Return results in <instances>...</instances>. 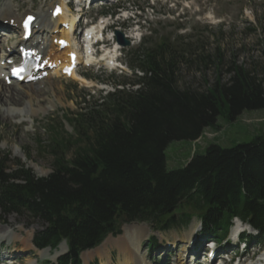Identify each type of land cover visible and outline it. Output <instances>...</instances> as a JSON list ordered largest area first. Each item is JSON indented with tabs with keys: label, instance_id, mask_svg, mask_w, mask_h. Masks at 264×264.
Masks as SVG:
<instances>
[{
	"label": "trees",
	"instance_id": "trees-1",
	"mask_svg": "<svg viewBox=\"0 0 264 264\" xmlns=\"http://www.w3.org/2000/svg\"><path fill=\"white\" fill-rule=\"evenodd\" d=\"M188 52L167 42L142 47L133 66L142 76L118 80L122 89L98 99L84 96L74 118L76 138L54 140L55 148L66 139L80 144L66 152L52 148L46 177L19 161L8 172L1 154L0 211L39 222L37 246L65 240L68 253L59 264H79V252L116 233L123 220L164 229L187 223L189 210L207 231L226 230L237 216L264 235V132L231 147L209 144L183 167L167 169L170 142L197 140L220 115L235 120L245 110H264V77L235 63L226 82L216 78L204 90L181 85L179 66L189 62Z\"/></svg>",
	"mask_w": 264,
	"mask_h": 264
},
{
	"label": "rangeland",
	"instance_id": "rangeland-1",
	"mask_svg": "<svg viewBox=\"0 0 264 264\" xmlns=\"http://www.w3.org/2000/svg\"><path fill=\"white\" fill-rule=\"evenodd\" d=\"M208 1H211L210 4ZM52 2L53 0H13L12 8L17 14H22L25 11L46 12ZM187 6L188 9L182 11L186 15L182 19L176 17V13L181 9H178L174 14L171 7L158 6L157 10H166L173 14L170 17L173 19H157L159 16H152L155 18L152 27L156 32L152 37H149L152 42L166 39L170 43L177 42L178 46L190 47L189 62L179 66L181 85L189 84L204 90L207 85H212L216 78L226 82L232 76L230 67L234 63L248 69L259 78L264 77V0H188ZM93 10L96 9L93 8ZM217 18L223 22L217 23ZM157 20L159 23L155 24ZM216 55H219L217 60ZM206 57H209V60L204 64L203 59L206 60ZM81 71L87 74L90 79H80L75 75L70 79L56 80L53 85L46 84L39 88H36V85L34 88L33 86H24L22 89L15 86L13 87L14 98L9 100V104L8 100L3 101L4 105L0 103V153L7 155L8 172L15 170L17 168L16 161H20L25 169L30 170L35 176H47L52 167V157L47 146L49 139H51V134L49 135L50 125L58 120H63V130L71 132V127L66 119H70L72 114L77 111L78 102L84 94L83 92L89 91L97 97L99 94L104 95L112 90L111 73L107 70L96 72L81 67L78 72ZM117 73L119 74V72ZM75 80L78 81L76 88L72 83ZM30 88L35 89V91L31 96H27L26 93L29 92ZM6 94L8 96L10 93L6 92ZM29 100H32L33 109H37L34 110V115L30 112L26 114L31 115V120L26 117L22 121L19 116L11 115L6 111L7 108L28 111L27 103ZM263 132V109L245 110L235 120H228L224 115H220L217 117L215 125L206 128L198 142L175 140L169 143L165 151L167 169L183 167L192 156V152L202 153L209 144L215 143L222 147H231L250 142ZM39 140L43 142L41 145ZM76 144L79 145L80 143L76 142L73 148ZM24 152L28 153L29 156L26 157ZM25 224H28V221L15 215L2 216L0 234L3 231L14 230L15 233L24 236V232L18 231L17 226L22 227L23 230L31 231L38 227L36 222L27 226L28 228L25 227ZM190 224L195 228L198 227L195 218H192ZM136 225L143 226L144 224ZM144 226L146 228V225ZM191 226L172 228L162 233L152 230L151 226H149L150 229L143 227L141 231L144 232L145 236L141 239V252L146 253L144 250L146 240L150 235H153L160 244L167 240L170 243H177L180 248H174V253L170 252L177 259L180 255L179 251L183 247L184 237L189 233L188 228ZM122 233L113 237L108 236L109 241L106 246L96 248L97 253L87 254L85 260L82 261L83 264H100L101 259L105 256L103 255L104 252L107 253V251L111 260L107 262L105 259L104 263L117 264V255L120 253L114 239L123 238L124 234ZM14 237H9L0 246H3L4 249L10 248V251H19L23 247L22 250L25 251L21 257L8 264H33L32 262L36 258L39 260L38 264H45L46 261L51 260L52 251L39 258L35 251L29 250L26 242L21 243L25 238L30 239V233H26V237H21V239H18L20 235L17 234ZM100 255L102 256L101 259ZM156 258L161 259L163 256L160 255ZM54 261L51 260V262ZM149 261L150 263L153 262L151 257Z\"/></svg>",
	"mask_w": 264,
	"mask_h": 264
},
{
	"label": "bare ground",
	"instance_id": "bare-ground-1",
	"mask_svg": "<svg viewBox=\"0 0 264 264\" xmlns=\"http://www.w3.org/2000/svg\"><path fill=\"white\" fill-rule=\"evenodd\" d=\"M61 3H63V2H61ZM62 7H63V4H62ZM0 16H1L2 20L3 19L7 20L8 24H9V21H11L13 24L19 25L20 21L22 19V17H20V16L19 17L15 16V14L13 13V10L11 9L9 1H7V0L0 3ZM36 20H37V24L39 25V28H40L36 32H39L40 34L38 36L33 35L31 37V39H29L28 43L30 45H36L38 51L42 52L43 57L47 58L49 62H56L57 60H60L62 62H69V59H68V52L70 50L69 46L65 47L63 49H58L57 39L58 38H62V39L65 38L67 40V42H69V45H70L71 36H72V32L70 29H71V26L74 25L75 18H73V17L68 18V15L64 12V9H63L62 13L60 15H57L55 18L51 17L50 13L49 14L48 13L42 14L40 12H37L36 13ZM61 23H63L62 25L67 24L68 27L66 29L64 27H61L60 26ZM51 32H57V34L51 36L48 39V37L50 36L48 34ZM53 38L54 39L56 38V42L50 46L51 49L47 48V50H46L45 49V42L49 41L51 43ZM6 39H4V40H6ZM59 40H61V39H59ZM18 42L20 44H23L21 42L20 36H19ZM76 53H78L77 50H76ZM10 55H11L10 50H8L7 53L2 52L0 55V61L5 60L7 58H10ZM77 60H79V57H77ZM0 69H4V67L1 66ZM0 72H1V70H0ZM54 73H57V69L55 70ZM71 74H73V72ZM1 75H2V78H4L5 74H1ZM50 75H52V74H50ZM44 80H46V84L48 83L49 85H53L55 82L53 80H50L49 76L45 77L43 79V81ZM34 91H35V89L30 88L29 92L26 93L27 96H31L34 93ZM6 92L8 94L9 93L10 94L7 96ZM14 94L15 93H13L12 89H10V87H6L0 78V103L4 105L3 101L8 100V104H9V100L14 98V96H13ZM17 94H19V93H17ZM31 107H33L32 106V100H29L27 103V110L28 111H26V113L30 112V114L34 115V113H33L34 111H32ZM6 111L9 112V114H10V112H12L13 110L10 108H7ZM143 227L145 228L144 225L143 226H138L136 224L127 225L126 227H123V233L122 234H124V237L119 238V239H114V241L116 242L117 248L119 250V253L123 257V261H122V258H120V260H119V261H122V263H120V264H129L131 260H134L137 264H145L144 263V257L141 255V253H139V250H138L139 245H140V240L144 236V232L141 231ZM145 229H148V227L146 226ZM3 235L4 234H0V239H2ZM108 241H109V239H106L103 242V244L101 246H99L98 248H102V247L106 246V243ZM64 250H65V246L63 244L60 245L59 248L53 252V254L51 255V258H55L59 253L63 252ZM93 253H97V249L92 250L90 252H85L81 256H82V258H84L87 254H93ZM101 257L102 256L100 255V258ZM100 264H105V263L101 262Z\"/></svg>",
	"mask_w": 264,
	"mask_h": 264
},
{
	"label": "snow or ice",
	"instance_id": "snow-or-ice-1",
	"mask_svg": "<svg viewBox=\"0 0 264 264\" xmlns=\"http://www.w3.org/2000/svg\"><path fill=\"white\" fill-rule=\"evenodd\" d=\"M31 19H32L31 17L28 18V21H26V25L25 26H27V23L30 22Z\"/></svg>",
	"mask_w": 264,
	"mask_h": 264
}]
</instances>
